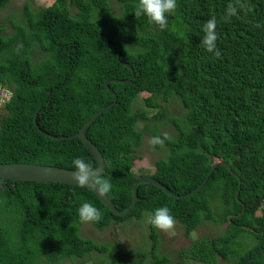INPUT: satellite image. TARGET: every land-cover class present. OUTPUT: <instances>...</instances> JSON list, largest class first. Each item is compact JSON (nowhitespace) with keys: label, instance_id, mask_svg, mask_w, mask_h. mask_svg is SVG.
Here are the masks:
<instances>
[{"label":"trees","instance_id":"obj_1","mask_svg":"<svg viewBox=\"0 0 264 264\" xmlns=\"http://www.w3.org/2000/svg\"><path fill=\"white\" fill-rule=\"evenodd\" d=\"M10 1L0 2V10L8 7L0 13V82L13 91L0 107V162L73 168L79 157L95 168L79 138L44 132L79 131L112 101L104 87L110 80L117 101L85 131L104 159L105 171L96 179L110 182L106 196L117 210L125 209L137 173L151 174L179 197L141 182L136 203L118 215L88 187L0 178V264H214L208 247L216 236L193 239V233L238 212L230 216L242 221L238 236L223 234L219 255L261 262L264 0H176L164 30L135 16L136 0H54L35 10L29 0L22 8ZM18 16L26 23L16 22ZM213 18L218 57L201 43L203 25ZM122 62L131 64L132 77ZM181 103L183 117L170 110ZM153 136L162 143L149 144ZM147 148L160 154L153 169H134L139 150ZM208 172L206 182L185 195ZM85 201L101 213L88 221L95 229L135 228L140 244L128 248L117 237L99 242L82 236L77 209ZM161 206L191 239L175 259L159 250L158 230L143 222Z\"/></svg>","mask_w":264,"mask_h":264},{"label":"clouds","instance_id":"obj_2","mask_svg":"<svg viewBox=\"0 0 264 264\" xmlns=\"http://www.w3.org/2000/svg\"><path fill=\"white\" fill-rule=\"evenodd\" d=\"M136 2L137 4L134 10L135 16H146L151 22L157 25L160 30H164L166 28L168 15L171 14L172 11L176 8V0H136ZM215 26H216V21L214 18L209 19L203 25L202 31L204 35L202 37L201 43L203 44L206 51L211 52L218 57L220 55V52L216 47L217 35L215 31ZM2 85L10 89L13 95V91L10 87L4 84ZM182 106L184 108V111L178 112V116L180 117H183L186 111L183 104ZM161 143L162 140L159 136H153L149 139V144L151 145H159ZM214 163L217 164V162ZM72 165H73V170L71 173V177L72 180L75 181V183L79 184L80 186H84L85 184L88 183H95L98 186L99 192L101 193L109 192L111 188L110 182L106 179H98V180L95 179L96 173H98V169L93 170L89 162H87L82 158L76 157L73 159ZM239 180L240 179H238V183ZM243 210H244V206L242 208V211ZM77 213L81 222L96 221L100 218L101 215L100 211L93 204L87 201L82 202L80 204V206L77 209ZM257 213L260 212L257 211ZM240 214L241 212H238L236 214L229 213L227 215L228 219L224 221L226 223V226L221 232L215 234L214 236L216 237H213V239L211 240L208 247V254L214 264H264V258L261 262H255V261H246L243 259L242 256H240L231 261H224L219 255V244L223 237V234L229 233L233 236H238L239 227L242 225V221H231L230 216H238ZM143 222L145 225H150L156 229L169 230V231L172 230L174 225L177 224L176 222H174V218L170 214L169 208L166 206L155 208L151 213L146 214ZM247 228L252 231L254 230L252 227L249 226H247ZM159 250H160V245H159ZM175 252H173L171 255L170 254H165V255L172 256L175 259L176 258ZM190 262L202 264L193 260H190Z\"/></svg>","mask_w":264,"mask_h":264},{"label":"water","instance_id":"obj_3","mask_svg":"<svg viewBox=\"0 0 264 264\" xmlns=\"http://www.w3.org/2000/svg\"><path fill=\"white\" fill-rule=\"evenodd\" d=\"M1 1V0H0ZM123 64H126L129 69L131 70V77L134 75V71L132 69L131 64L127 62H122ZM109 81L106 80L104 82V87L110 94L113 95V99L111 102L107 103L104 107L101 109L95 111L81 126L80 130L65 136V135H51L47 132H44L45 135L51 137V138H56V139H66V138H79L82 143L85 145V147L88 149V151L91 153V155L95 158L96 160V167L93 168V170L98 169V173H96L95 179L105 171V164H104V159L102 156L101 151L99 150L98 146L92 142L85 134L86 129L88 126L92 124V122L103 112L111 108L115 102L117 101V95L111 89L109 86ZM124 81V80H122ZM129 81V79H127ZM224 164L228 169L231 170L230 165L226 162H221ZM216 163L212 165L214 167ZM73 168H66V167H61L57 165H45V164H38V163H26V162H0V178H7L12 181H40V182H60V183H67L71 185H79L75 183L74 180H72L71 173H72ZM234 173V172H233ZM235 176H237L234 173ZM209 176V172L207 176L195 187L193 188L190 192L186 193L185 195L191 194L194 191H196L198 188H200L207 180ZM134 182L132 184V198L128 206L123 209V210H117L111 200L106 196L105 193H101L98 191V186L95 183H88L85 184L84 187H88L91 189L94 194L100 199V201L109 209L111 212L118 214V215H125L130 208L136 203L137 201V191H136V185L138 183H148L152 185H156L164 190L167 194L175 197H179V195H176L175 193H172L167 186H165L163 183L158 181L155 177H153L151 174H144V175H139L137 173L134 174ZM240 184V180H239ZM239 189L235 190V195L238 196Z\"/></svg>","mask_w":264,"mask_h":264},{"label":"rangeland","instance_id":"obj_4","mask_svg":"<svg viewBox=\"0 0 264 264\" xmlns=\"http://www.w3.org/2000/svg\"><path fill=\"white\" fill-rule=\"evenodd\" d=\"M11 1L13 6L22 8L26 0H11ZM53 1L54 0H32V1L29 0V4L31 6V9L35 10L37 8V5L39 6L49 5ZM6 11H8V7L0 10V13H5ZM12 15H13L12 12L7 14L8 17H12ZM16 22L26 23V21L24 20V16L22 18L18 16L16 18ZM5 26L9 28V24L7 21H5ZM143 95H145V93H143ZM170 110L174 113H178L179 111L183 112L184 108L182 104H179L177 106L171 105ZM154 150L155 149H153L152 151L148 148L139 150V153L141 154V158L136 159L134 161L133 168L134 169L143 168L146 170H152L154 167V161L160 156V154ZM225 226L226 223L224 221H218V223L204 224L200 226L197 230H195L192 238L194 239L200 236L201 234L215 235L221 232ZM157 230L160 233V250L164 254L171 255L176 250L180 249L181 247L187 246L191 242V239L187 238L183 234V229L179 225H174L173 229L170 231L160 230V229ZM80 234L84 237H91L99 242L110 241L113 238L117 237L121 241V243L128 246V248H132L129 246L136 247L140 244V236L138 235V231L135 228L129 229L126 232L117 231L116 229H112V227L110 226L106 227L103 230H98L95 229L89 222H84L80 228ZM36 264H45V263H43L42 260H39ZM60 264H62V262ZM63 264H70V262L66 261L63 262ZM189 264H197V263L189 262Z\"/></svg>","mask_w":264,"mask_h":264},{"label":"built area","instance_id":"obj_5","mask_svg":"<svg viewBox=\"0 0 264 264\" xmlns=\"http://www.w3.org/2000/svg\"><path fill=\"white\" fill-rule=\"evenodd\" d=\"M12 92L0 83V107L10 100Z\"/></svg>","mask_w":264,"mask_h":264}]
</instances>
